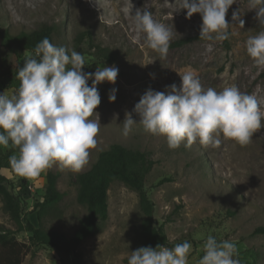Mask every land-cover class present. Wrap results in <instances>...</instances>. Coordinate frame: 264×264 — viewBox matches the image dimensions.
Masks as SVG:
<instances>
[{
	"label": "rangeland",
	"instance_id": "1",
	"mask_svg": "<svg viewBox=\"0 0 264 264\" xmlns=\"http://www.w3.org/2000/svg\"><path fill=\"white\" fill-rule=\"evenodd\" d=\"M0 0V30L17 35L49 25L54 28L55 45L65 46L83 54L85 64L116 66L115 84L97 85L101 103L91 118L100 122L97 145L90 149L88 164L79 172L61 171L57 165L32 178L13 175L3 169L0 174L10 179L18 192L19 180L29 182L31 198L25 201V213L43 201L47 174H58L57 187L64 194L58 211L45 216L43 228L67 238L73 236L87 210L77 200L75 179L89 171L99 154L112 145L150 154L154 166L146 179V190L154 203V223L163 227L170 242L193 240L188 264H197L204 255L203 243L208 235L218 241L235 242L241 264H264V126L253 134L251 143L241 147L220 137L217 147H203L199 142L190 148L181 144L170 149L164 136H154L136 125L123 135L126 113L131 112L141 96L149 89L165 91L166 86L181 84L179 73L192 71L202 86L221 91L236 86L241 92L255 94L264 105V68L257 67L246 51V40L262 29L256 11L249 10L248 0H236L228 10L226 20L229 38L200 39L202 17L199 13L189 19L180 0ZM148 8L153 18L171 27L174 42L190 39L187 44L169 49L167 57L145 44V34L134 26L137 9ZM240 10L239 21L232 20L233 11ZM90 32L95 44L107 47L115 56L114 63L92 56L89 38L75 47L79 34ZM27 56L32 54L27 53ZM179 72V73H178ZM88 86L92 84L88 82ZM112 89L116 99L109 100ZM17 90L0 77V95L11 97ZM264 111V107H262ZM5 152L18 148L2 147ZM108 219L101 223L97 234L85 239L78 247L82 264H128L132 251L140 248V224L137 192L114 182L108 190ZM0 224L11 230L17 226L3 210L0 198ZM30 233L18 232V240L29 243ZM73 255L60 254L47 246L31 247L23 264H72Z\"/></svg>",
	"mask_w": 264,
	"mask_h": 264
},
{
	"label": "clouds",
	"instance_id": "2",
	"mask_svg": "<svg viewBox=\"0 0 264 264\" xmlns=\"http://www.w3.org/2000/svg\"><path fill=\"white\" fill-rule=\"evenodd\" d=\"M234 3L236 0H180V7L189 19L201 15L200 39L226 40V15ZM248 4L249 10L256 11L262 30L248 37L246 51L257 67L264 68V0H248ZM28 6L35 7L34 0H28ZM133 17L135 30L145 34L146 46L165 59L173 38L171 27L155 20L146 7L137 9ZM232 20L244 26L240 10L233 11ZM24 61L17 72V93L0 95V146L8 147L11 142L18 148V156H10L9 163L21 177L39 176L54 165L61 171L79 172L89 162L90 149L97 145L100 122L91 118L101 103L97 85L105 81L115 84L119 69L98 66L95 73H85L82 53L57 46L48 38ZM179 75V86L173 83L165 91L149 88L141 96L133 109L139 122L131 112L126 113L123 135L140 125L147 134L164 136L173 150L181 144L190 148L196 142L217 147L221 136L243 147L264 126V105L255 94L241 92L236 86L205 89L192 71ZM116 91L112 89L109 95L112 102ZM191 247L188 241L172 248L142 246L131 252L128 264H188ZM203 251L197 264H241L235 242L208 235Z\"/></svg>",
	"mask_w": 264,
	"mask_h": 264
},
{
	"label": "trees",
	"instance_id": "3",
	"mask_svg": "<svg viewBox=\"0 0 264 264\" xmlns=\"http://www.w3.org/2000/svg\"><path fill=\"white\" fill-rule=\"evenodd\" d=\"M53 34L54 28L49 25H43L32 32H20L17 35L11 34L8 30H0V77L5 78L11 88L18 91L20 81L17 79V72L24 66L26 54L30 53L34 56L35 46L44 38H48L54 44ZM86 35L90 41V48L94 50L92 56L97 60L114 63L115 56L111 50L95 44L90 32L79 34L75 47H80ZM189 41L191 40L180 39L171 42L169 49L181 47ZM97 68L96 64H85L83 71L95 73ZM88 82L92 84L91 80ZM13 152H5L0 146V171L6 169L15 176L17 174L9 163V157ZM153 166L154 161L147 152L127 149L119 144L102 151L92 168L78 174L75 179L77 200L86 208L87 213L70 238L55 231H46L42 225L46 215L58 211V205L64 197L57 187V173L48 172L43 201L36 203L35 207L26 213L25 201L31 198L29 182L24 179L19 180L18 192L15 193L10 179L0 174V198L3 210L17 226L14 231L0 224V264H23L30 253V248L38 246L51 247L60 254L73 255L72 264H82L78 247L85 239L97 234L101 223L108 219V190L114 182L122 183L128 189L137 192L139 196V210L142 216L140 247L156 248L161 245L172 248L176 244L185 242H170L164 228L155 226V206L145 187ZM18 232L30 233L29 243L18 240L16 237ZM187 241L191 243L193 240Z\"/></svg>",
	"mask_w": 264,
	"mask_h": 264
}]
</instances>
